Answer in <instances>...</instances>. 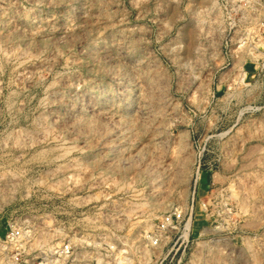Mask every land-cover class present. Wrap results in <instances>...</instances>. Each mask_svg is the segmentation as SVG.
Here are the masks:
<instances>
[{
	"label": "rangeland",
	"instance_id": "obj_1",
	"mask_svg": "<svg viewBox=\"0 0 264 264\" xmlns=\"http://www.w3.org/2000/svg\"><path fill=\"white\" fill-rule=\"evenodd\" d=\"M0 240L264 264V0H0Z\"/></svg>",
	"mask_w": 264,
	"mask_h": 264
},
{
	"label": "built area",
	"instance_id": "obj_2",
	"mask_svg": "<svg viewBox=\"0 0 264 264\" xmlns=\"http://www.w3.org/2000/svg\"><path fill=\"white\" fill-rule=\"evenodd\" d=\"M19 231H11L7 236H6V240H9V241H15L16 242V239L19 238ZM1 243H3L1 240H0ZM0 243V245L2 246V244Z\"/></svg>",
	"mask_w": 264,
	"mask_h": 264
}]
</instances>
